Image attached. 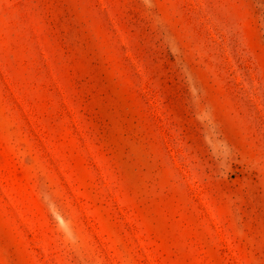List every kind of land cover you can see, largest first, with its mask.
Returning a JSON list of instances; mask_svg holds the SVG:
<instances>
[{
  "label": "rangeland",
  "instance_id": "rangeland-1",
  "mask_svg": "<svg viewBox=\"0 0 264 264\" xmlns=\"http://www.w3.org/2000/svg\"><path fill=\"white\" fill-rule=\"evenodd\" d=\"M0 264H264V0H0Z\"/></svg>",
  "mask_w": 264,
  "mask_h": 264
}]
</instances>
